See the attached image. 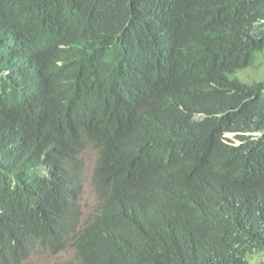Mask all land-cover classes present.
<instances>
[{
  "label": "trees",
  "instance_id": "trees-1",
  "mask_svg": "<svg viewBox=\"0 0 264 264\" xmlns=\"http://www.w3.org/2000/svg\"><path fill=\"white\" fill-rule=\"evenodd\" d=\"M263 50L264 0H0V264L264 254Z\"/></svg>",
  "mask_w": 264,
  "mask_h": 264
},
{
  "label": "rangeland",
  "instance_id": "rangeland-1",
  "mask_svg": "<svg viewBox=\"0 0 264 264\" xmlns=\"http://www.w3.org/2000/svg\"><path fill=\"white\" fill-rule=\"evenodd\" d=\"M242 82L252 84L264 80V50L257 52L255 67L247 68L239 71L232 76ZM228 138L234 139L233 135L228 134ZM83 164L81 170L76 175L81 182L83 188L81 204V218L84 221L90 215H95L98 206L97 191L93 182L94 168L97 161V153L91 148H87L80 157ZM80 226H76L78 231ZM73 258V250L70 245L67 249L57 255H52L43 248H37L34 252L23 261L22 264H62L71 261ZM250 264H264V254L255 255L250 259Z\"/></svg>",
  "mask_w": 264,
  "mask_h": 264
},
{
  "label": "clouds",
  "instance_id": "clouds-1",
  "mask_svg": "<svg viewBox=\"0 0 264 264\" xmlns=\"http://www.w3.org/2000/svg\"><path fill=\"white\" fill-rule=\"evenodd\" d=\"M88 148H90V147H88ZM91 149H92V148H91ZM85 150H86V149H85ZM92 150H93V149H92ZM94 169H95V168H94ZM93 182H94V181H93ZM68 246H69V245H68ZM68 246H67V247H68ZM67 247H66V249H67ZM70 247H71V246H70ZM66 249H65V250H66ZM65 250H64V251H65ZM72 250H73V249H72ZM64 251H63V252H64ZM48 252H49V251H48ZM61 253H62V252H61ZM58 254H60V253H58ZM73 254H74V251H73ZM52 255H53V254H52ZM55 255H57V254H55ZM73 257H74V255H73ZM72 260H73V258H72ZM72 260H71V261H68V262H72ZM22 263H23V262H22ZM22 263H21V264H22ZM65 263H66V262H65ZM62 264H64V263H62Z\"/></svg>",
  "mask_w": 264,
  "mask_h": 264
}]
</instances>
